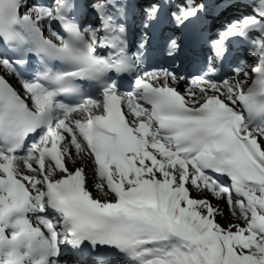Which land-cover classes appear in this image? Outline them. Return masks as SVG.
<instances>
[{"label":"snow or ice","instance_id":"1","mask_svg":"<svg viewBox=\"0 0 264 264\" xmlns=\"http://www.w3.org/2000/svg\"><path fill=\"white\" fill-rule=\"evenodd\" d=\"M127 3L128 0H121L120 3L117 0H55L53 7H47L34 0H0V38L17 47L21 53L17 59L0 57V138L8 145L7 149L0 147V165L6 164L7 157H13L11 180L26 187L27 182L32 179L21 170V163L27 170H39V163L32 162L37 154V141L43 139L39 129L47 121L54 119L51 112L38 103L40 97L47 96L52 100L59 93L76 91L72 84L75 79L100 80L109 71L120 74L129 72L132 68L126 55L128 41L125 23L109 27L108 33L101 36L99 30H91L90 26L78 28L73 22L78 16L86 15L90 9L103 14L101 18L106 26L115 18L123 21L126 19ZM172 3L173 0H163L164 5ZM234 3L235 0H223L219 9L223 10ZM109 7L113 9L111 14L107 13ZM160 8V0H153L150 7L144 8L143 32L133 54L135 62L141 67L144 53L149 47L161 42L166 43L165 55L169 57L177 56L182 48L190 47L198 51L205 42L206 33L201 28L207 24V20L194 19L198 13L205 11L203 2L194 4L193 0H184L183 3L175 4L176 10L171 11L170 15L175 28L182 29L179 34L153 30V24L158 22ZM53 19L59 20L68 30V39L63 38L55 30V26L50 27L47 36L44 35V22ZM262 25L264 20L253 17H246L229 25L217 39L210 42L211 55L207 68L197 76L186 79L180 71L175 70L179 68L177 63L174 68L158 66L142 70L134 80L135 87L132 91H120L115 82L105 86L104 91L109 95L113 92L117 95L127 93V97L122 98L120 109L127 129H131L129 139L135 136L140 140L144 145L143 152L151 153L152 157L163 162L165 157L157 149L160 144H164L169 152L176 149L175 156L186 159L188 163L186 178L183 168L177 174L179 165L168 169L153 166L151 158H145L143 154L137 157L136 152H125L124 157L129 161V167L134 165L141 169L142 175L139 177L135 171L125 176L117 164L111 165L115 182L122 184L123 192L128 193L129 199L134 200L138 196L154 198L155 207L140 210L131 206L109 207L120 201V191L110 186L111 182L107 181L101 171L99 178L105 182L100 186L107 189L111 199H97L92 195L85 175L84 189L87 197L95 200L98 207L90 205L88 199L72 189L48 192L43 196L37 211L43 214L51 210L58 214L59 219L53 221L51 217L40 215L44 217L43 224L46 227L26 230L24 239L14 243L0 240V256L5 251H10L18 257L19 264H24L26 257L20 252L23 247L27 249V257L38 259V264H121V259L125 256L134 258L140 264H148L139 250L131 245V230L135 228L137 231H144L150 226L166 223L171 228L163 233L161 239L175 242L155 251L144 247L145 255L155 256L160 253L163 256L192 257L206 252L209 246L218 242L221 260L228 255L243 258L251 254L256 257V264H264V224H260L257 219L264 216V181L256 182L258 178H264V36L251 49L252 54L259 57L251 71L236 67L231 75H226L221 80L213 79L220 73L222 63L232 55L226 41ZM101 48L110 49L107 57L99 54L98 49ZM25 52L59 59L71 65L73 70L55 72L47 68L29 82L20 76L22 71L29 70L28 58L23 55ZM13 76L20 80L18 87L9 82V78ZM241 77L242 82L239 80ZM40 81H51L57 86L59 93L34 89L32 85ZM230 81L241 84V94L230 93L231 99L227 101L240 119V130H234L232 137L217 135L211 125L181 124L175 119L173 100L164 90L171 88L183 96L185 93L206 91L203 86L207 84L223 85L235 92L236 86L230 84ZM249 81L251 87L245 91L243 83ZM125 99H134L146 111L147 117L137 116L131 105L125 103ZM237 108L240 109L239 112H236ZM100 114L107 116L103 110ZM141 123L149 128L147 135H142L139 131ZM121 126L119 117H114L110 123L113 130L97 125L95 129L79 133L78 142L91 155L92 148L87 147L85 136L99 134L101 141L118 144L120 137L117 131ZM253 132L256 133L255 136L252 135ZM72 134L77 135L75 126H72ZM30 136L32 143L27 154L18 157V150ZM68 139L70 137H65L66 141ZM47 144L50 146L51 141L48 140ZM170 144L172 147H169ZM65 167L67 169V165ZM49 171L46 167L45 175ZM70 174L74 173L71 170L63 172L65 179ZM40 179L43 180L44 176ZM11 180L8 168H0V206L11 202ZM142 181H148L150 187L140 192L137 189ZM166 181L170 182V187ZM208 185H211V189ZM181 187L187 191V198L180 194ZM193 189L209 191L211 199L201 202ZM213 199L223 201L231 216L235 220L238 218V222L229 221L225 226L217 222L216 217H223L224 213L222 208L212 204ZM189 200H195L196 204L189 206ZM27 206L25 202V207L12 215L23 214ZM12 215L0 221V227L9 224L14 231L24 227L18 219L11 223ZM217 232L219 236L233 232L246 236L252 234L256 245L245 247L240 243H232L228 246L223 240L213 237ZM62 246L63 255L68 258H62ZM253 248L257 250L253 251Z\"/></svg>","mask_w":264,"mask_h":264},{"label":"bare ground","instance_id":"2","mask_svg":"<svg viewBox=\"0 0 264 264\" xmlns=\"http://www.w3.org/2000/svg\"><path fill=\"white\" fill-rule=\"evenodd\" d=\"M222 2V0L220 1ZM38 3L44 5V6H47V7H51L50 3H46L45 0H40L38 1ZM216 5L217 4H220V3H215ZM215 6V5H214ZM234 6H239L238 4H235ZM235 7L232 6V9ZM205 11L206 12V17L212 21V26L214 25H217V26H220L222 25L223 23H225L227 20H229L230 18H228L229 16H231V13L228 12V11H225V10H220L219 9V5L215 6V7H205ZM223 21V22H221ZM45 23V22H44ZM83 26H80V28H82ZM221 27V26H220ZM179 58V61H183V59L181 58V56H178ZM196 63H190L189 62V65H183V67H181V74L183 75L184 72H187L190 70H192L191 68L193 66H196L195 65ZM242 67L245 69V70H248V64H242ZM186 75V74H185ZM12 78H16V76H13ZM243 78H239V80H242ZM19 86V85H18ZM33 87V86H32ZM205 89L207 90H215V91H219V92H224V89L221 87V86H212V85H204L203 86ZM214 87H216V89H214ZM204 92V91H196L194 93H185V95H180L179 93V98L187 103V100L189 99H194V98H197L198 96H200V94ZM124 94V97L126 98L127 97V93H123ZM230 98V97H229ZM231 99V98H230ZM125 103L126 104H130L132 106V108H134L135 104L131 103V100H128V99H125ZM137 110H139L137 108ZM69 117V115L65 116L63 113L61 112H58L56 114V126H57V132H58V138H57V143H56V154L58 156V160H59V163H60V170H64L65 166H66V160L69 159V158H73V159H76L79 163H80V167L88 172L89 170V167H88V159L90 160V158L88 157V155L86 154L84 148H83V152H80L79 153V149H81L82 151V146H79V149L77 150V148L75 147L73 141L76 139L75 136H71L70 135V132H72V130L70 129H67L64 127V123L66 122L67 118ZM149 130L147 131L146 135L148 134ZM65 137H70V139H68L67 141L65 140ZM66 142V143H65ZM31 143V142H30ZM27 144H29V141L27 142ZM64 146L65 148L63 149ZM22 152V151H21ZM27 152V151H25ZM23 152V154L25 153ZM27 153H25L24 155H26ZM79 155V156H78ZM23 156V155H22ZM90 163H91V160H90ZM164 163V162H163ZM74 164H77V163H74ZM158 163L155 164V166L157 165ZM92 165V163H91ZM21 170L25 171V175L27 176H30L32 177V179L30 181L27 182V186L29 187L31 193H32V201H35V202H38V198L40 197V183H39V177H40V171H32V170H27L25 168V165L23 163H21ZM170 166H175L173 165L172 163L170 164H164V168L165 169H168ZM177 172L180 173V171L178 170L177 168ZM89 175V174H88ZM88 180H90V176H88ZM140 175H142V172L140 171L139 174L137 175V177H139ZM187 173L184 174V177H186ZM114 174L111 175V178H110V186L112 187H115L117 189V187L119 185H122V184H119V183H116L115 180H114ZM24 185V184H22ZM139 187H142L143 188V191L146 190V188L150 187L149 185V182H146V181H142L140 184H139ZM180 194L184 197V198H187V192H185L183 189L180 190ZM204 195H202V197L204 198V200H207V199H211V194L210 192L208 191H204L203 193ZM106 198L107 196L104 195ZM141 198H137L136 197V200H140ZM147 202V205H152V206H156V201L155 199H145ZM218 203L223 206L224 203L223 201H220V200H215L213 199L212 200V204H216L218 205ZM189 206H192V204L188 203ZM194 215V213H193ZM225 215H226V219H231V214L229 213V210L226 209V212H225ZM171 241H166V240H160L158 242V247L160 248H165L164 246H168L170 244ZM154 248V247H153ZM159 253H157L155 256H152L151 258L153 257H159L158 256ZM64 258H67V257H64ZM205 264H210L209 261L207 260V263Z\"/></svg>","mask_w":264,"mask_h":264},{"label":"rangeland","instance_id":"3","mask_svg":"<svg viewBox=\"0 0 264 264\" xmlns=\"http://www.w3.org/2000/svg\"><path fill=\"white\" fill-rule=\"evenodd\" d=\"M244 14L246 15L247 12H245ZM244 16L241 17V19L239 18L238 21L243 20ZM169 68H170V65H169ZM185 77L187 79V76H185ZM212 86H221L224 89V92H219V91H215V90H210V91L206 90V91L202 92L200 94V96H198L197 98L187 100V104L189 106L193 107L196 104H198L205 96H211V95H218L221 98H223L225 101H229L231 98L230 93L232 95H235V92H233L232 88H230V87H225L223 85H212ZM235 86H236V83H235ZM214 89H216V87H214ZM68 120H71V119H68ZM68 120H67V122H68ZM64 127L67 129H70V127L67 125V123H64ZM70 135L73 136L72 132H70ZM73 143L78 150L80 145L76 142V140H74ZM64 148L65 147L63 146V149ZM80 152H83V148H82V151H81V149H79V153ZM32 162H33V164H35V160H32ZM74 163H77V164H74ZM169 163L170 162L168 160L164 161V164H169ZM66 165H67L68 170L72 171L74 169H80L85 173L86 176L89 174L88 176H90V180H88V182H89V186H90V191H91L93 196H95L97 199H103L105 201L110 200L109 196H107V189L101 187L100 186L101 182H99L98 180H96L94 178L93 167H92L89 159H88V167H89L88 172L84 171L80 167V163L76 159H73V158L67 159ZM159 166L164 168V165H160V162H159ZM177 174H180V173L177 172ZM62 175H63V173L52 177V179H57ZM39 183H40V187H41L40 177H39ZM208 188L211 189L210 185H208ZM193 191L196 193V195L199 197V199L201 201H204V198L202 197V195H204L203 190L193 189ZM104 195H106L107 198ZM189 201H195V200H189ZM213 205L215 206L216 204H213ZM218 206L220 208H222L224 216L223 217L217 216L216 217L217 222H219L222 226H225L229 221L231 223L238 222V218L235 220V217H233V216L231 217V219H226L225 212H226V209H228L226 205L221 206L218 203ZM209 211H211V209H209ZM258 218L260 219L261 222H264V216H261ZM249 238H250V234L246 236V235H243L241 233L233 232V233H229L228 235H225V236H220L219 240H223L226 245L230 246L232 243H240V244L244 245L246 240H248V242H249ZM253 241H256V240H253ZM214 247H215V244L212 246H209L208 250L206 252H202V255H201V253L197 256H192V257L183 256V255H176L175 259H173V260H157V261H158V264H205V263H207V260L209 261L210 264H253V263H255V256L251 255V254L244 256L243 258H241V257L233 258V255H228L223 260H221L220 246H217V248H214Z\"/></svg>","mask_w":264,"mask_h":264},{"label":"trees","instance_id":"4","mask_svg":"<svg viewBox=\"0 0 264 264\" xmlns=\"http://www.w3.org/2000/svg\"><path fill=\"white\" fill-rule=\"evenodd\" d=\"M245 247H253V246H250V245H245ZM258 247V246H257ZM257 249L256 248H253V251H256Z\"/></svg>","mask_w":264,"mask_h":264}]
</instances>
